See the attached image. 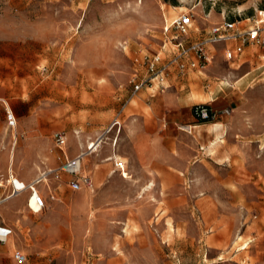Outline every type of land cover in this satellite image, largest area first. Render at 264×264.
Instances as JSON below:
<instances>
[{
	"label": "rangeland",
	"instance_id": "obj_1",
	"mask_svg": "<svg viewBox=\"0 0 264 264\" xmlns=\"http://www.w3.org/2000/svg\"><path fill=\"white\" fill-rule=\"evenodd\" d=\"M263 12L264 0H0V182L6 186L9 167L17 177L54 171L78 151L73 136L84 143L108 131L109 145L81 162L91 180L81 191L119 197L92 209L95 231L80 237L76 228L93 214L75 211L81 191L67 188L69 176L49 173L37 186L47 202L39 214L28 210V190L16 195H27L26 209L6 225L25 249L37 247L27 264H264V48L247 46L227 62L217 44L204 70L171 67L163 92L134 93L131 82L134 71L145 75L135 60L160 51L164 27L179 15H192L189 36L201 40L223 17L249 18L238 26L251 28ZM3 102L16 116L15 134ZM201 103L231 113L182 131ZM136 112L154 131L134 143L124 130ZM55 133L65 136L61 150ZM112 146L119 165L114 153L102 161ZM48 217L64 221L66 232L33 239L31 226L54 223Z\"/></svg>",
	"mask_w": 264,
	"mask_h": 264
},
{
	"label": "built area",
	"instance_id": "obj_2",
	"mask_svg": "<svg viewBox=\"0 0 264 264\" xmlns=\"http://www.w3.org/2000/svg\"><path fill=\"white\" fill-rule=\"evenodd\" d=\"M260 15L261 13H259ZM240 22H230L224 19L222 23L213 25L201 40H191L189 34L192 27V15L185 13L173 19L163 29L160 51L150 57L144 56L141 62L138 59L135 60V63L144 67L145 75L139 78L138 72L134 71L131 81L133 82L134 93L139 92L144 87L146 89L155 88L160 92L166 90L168 88L167 77L171 67H174L181 75L188 71L204 70L212 63L213 51H215L217 44H223V58L227 62L238 59L247 46L254 45L264 48V21L259 19L254 22L253 27L248 29L239 27ZM4 112L7 129L13 131L16 128L15 115L8 106L4 108ZM230 113L231 108L216 111L205 104H197L192 108L193 116L202 122H213L220 116H228ZM113 126L120 127V123L115 122ZM106 133L108 131H104L94 140V146L92 144L87 145L83 152L81 151L72 159H66L58 169L52 171L54 178L59 179L60 173L69 176L67 185L72 192H78L82 188H91L89 177L81 175V161L84 156L91 155L99 148ZM53 140L56 147L61 150L65 144L64 134L55 133ZM39 179L32 182V186H30L18 181L13 174H7L5 182L6 187L9 188V194L6 198L14 197L24 190H29L32 193L29 200H32L34 208L28 205V210L33 214L41 213L45 209V201L42 196L35 194L32 188ZM0 188L3 187L0 185ZM11 235L12 230L0 224V244L6 243L7 238ZM13 259L17 264L26 263V256L19 250L13 252Z\"/></svg>",
	"mask_w": 264,
	"mask_h": 264
},
{
	"label": "crops",
	"instance_id": "obj_3",
	"mask_svg": "<svg viewBox=\"0 0 264 264\" xmlns=\"http://www.w3.org/2000/svg\"><path fill=\"white\" fill-rule=\"evenodd\" d=\"M223 20H224V17L221 19V21L219 23H216V25L222 23ZM247 21H250V19L248 18V20H241L240 24L243 22H247ZM243 29H248V27H245ZM203 31H204V33L198 35V36H200L201 39L206 36L208 29L204 28ZM191 40H195V39H191ZM239 68H240V66H238L236 68H230V69H232L233 71H237ZM217 100H218L217 98L211 99L209 102L214 103ZM0 102H1V100H0ZM165 103L169 107V110H173V111L176 110L177 111V109H178L177 104L178 103L175 99L169 98V99H167V101ZM2 104L7 105V103H5V102H3ZM201 104H205V105L208 104L207 106H210V103H201ZM195 105H197V104H195ZM185 108L187 109L189 107L185 106ZM192 108L189 109L190 110V116L187 117L188 125L180 127V129L182 131H185V132L198 131V130H202L201 128L208 126V122H201L193 116ZM176 113L177 112H173V115L175 116ZM15 118H16V116H15ZM211 125L216 126L217 124H211ZM16 126H17V122H16ZM15 129L13 131H10V132L11 133L13 132L15 134V132H14ZM124 131H131V138L132 139H130V140H131V142L134 141V143H136L139 139L141 140L143 137H145V136L147 137L149 135V133L154 131V124H153V121L151 119H149V117L147 116L146 113L136 112V115H132L131 119L129 120L128 129H126ZM13 137H16V135H14ZM73 138L77 142V147H78L77 150L78 151H76L75 153L69 154L70 158L66 157L65 160L66 159H72V158L76 157L79 153H81L83 147L85 148L87 145H89L88 143L90 141L91 142L94 141V140L88 139L83 143L80 136L78 138H75V136H73ZM108 140L109 139L105 140L104 144H102V147L109 145L107 143ZM13 142L16 143V138L13 139ZM102 147H100V148H102ZM67 148H68V144H67ZM113 148H114V146H112L110 154L108 156H105L102 161H105L106 158H108L112 153H114L117 156V162L119 165L118 160L120 157L115 153V150ZM94 153H96V151ZM0 160H1V163L3 164L5 161V158L1 157ZM84 160L87 162L88 161L87 157L84 158ZM114 169L122 170L123 166L122 165L119 167L115 166ZM51 171H53V170H51ZM114 173L115 172L113 171V174ZM39 176H40V174L35 175L34 177L30 174H29V176H24L22 173V174H18V177L17 176H14V177H16L18 179V181H22L25 185H28V184L34 182L35 179H38ZM6 186L3 187L5 189L4 192H6L5 193L6 195L5 196L3 195L2 197H0V217H1L0 218L1 219L0 224H3L5 226H7L6 222L9 221V216H11V215L18 216V215H21L23 213V210L26 209L25 208V201H26V197H27V195L22 194V195H24V198L21 201V206H16V201L22 195H19L17 197L14 196L11 198H6L7 195L9 194V188ZM66 186L69 189L67 184H66ZM44 188L47 189V188H49V186L44 187ZM0 189H2V188H0ZM80 191H78V192H80ZM39 192H40V196H42V198L44 199L45 204H46L47 203L46 198H45L46 190L44 191L45 192L44 195L41 193L40 190H39ZM91 193H92V191L90 193L81 191V193H79L75 198L72 199L73 200L72 205H73L76 212H78V213H80V212L92 213V209H98L99 207H103L106 203H109L110 201L119 198V197H117L118 195H116L115 193H101L97 197L93 196V194H91ZM51 199L54 200V197H51ZM61 199L68 200V195L66 193L61 194ZM61 209H62V204H57L55 207L54 213H58ZM92 214H93V216L91 217L90 221H89V219H87L85 222H83L82 225L84 226V228H82L81 230H80V228L79 229L76 228L77 231L76 230L75 231L77 232L78 236L85 237V235L86 236L90 235L95 231V226L97 225V218H96L97 216L94 213H92ZM46 220H48V221L53 220L54 223L45 222V223H42L39 225L36 224V225L31 226V233H32L31 237L33 239H36L37 237H39L40 233H47V236L49 238L50 237L51 238H60L63 235V233L66 232V223L64 221L61 222V220H59L58 223H55L56 220L54 218L52 219L49 217ZM10 229L12 230V234H13V231H15V229H13V228H10ZM36 248L37 247L34 246L33 248L31 247L29 249H25L24 248V242H22V238L18 237V241H15L13 235H11V237L7 238L6 243L0 244V264H17L13 259V252L15 250L21 251L26 256V263H24V264H27V255L31 254L33 251H35Z\"/></svg>",
	"mask_w": 264,
	"mask_h": 264
},
{
	"label": "bare ground",
	"instance_id": "obj_4",
	"mask_svg": "<svg viewBox=\"0 0 264 264\" xmlns=\"http://www.w3.org/2000/svg\"><path fill=\"white\" fill-rule=\"evenodd\" d=\"M103 140V139H102ZM105 140H106V137H105V139L102 141V143H101V145L99 146V148L100 147H102V144H104V142H105ZM88 144H92L93 146L95 145L94 144V141L93 142H89ZM98 149V148H97ZM97 149L95 150V151H97ZM94 151V152H95ZM93 152V153H94ZM87 156H84L83 157V159H82V161L84 160V158H86ZM81 161V162H82ZM52 171L51 170H48V171H46V172H42L41 174H40V176H39V180L37 181V183L35 184V185H33V191H34V193L35 194H38V195H40V193H39V191L37 190V186L38 185H40L41 183H43V182H45L46 181V179H47V175L49 174V173H51ZM8 174H11V167H9V170H8ZM36 180V179H35ZM0 185H1V187H5V186H3L2 185V182H0ZM30 186H32L31 185V183L29 184ZM29 191V190H28ZM30 192V191H29ZM31 195H32V193L30 192V195H29V198H28V202H27V205H30L32 208H34L33 206H32V200H29L30 198H31ZM28 207V206H27ZM7 241V240H6Z\"/></svg>",
	"mask_w": 264,
	"mask_h": 264
}]
</instances>
